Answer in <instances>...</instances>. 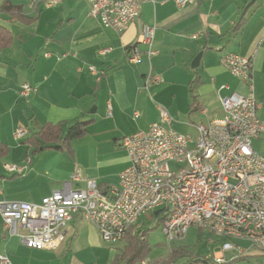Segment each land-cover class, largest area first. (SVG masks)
Wrapping results in <instances>:
<instances>
[{"label":"crops","instance_id":"1","mask_svg":"<svg viewBox=\"0 0 264 264\" xmlns=\"http://www.w3.org/2000/svg\"><path fill=\"white\" fill-rule=\"evenodd\" d=\"M146 25L153 28L151 45L142 40ZM0 26L12 34L11 43L0 48V202L40 203L56 190L85 188L88 179L104 191L119 184L130 164L122 137L160 123L161 107L172 115V128L195 138L198 124L223 116L222 96L250 93V82L222 64L228 53H256L252 81L264 119V0H192L184 6L177 0L146 2L123 32L91 16L87 0L52 5L0 0ZM133 45L141 51L137 62L129 59ZM150 74L160 76V82L148 87ZM25 83L33 88L28 96L21 93ZM80 121H87L85 132L70 145L48 147L42 140L39 148L34 137L46 124L59 125L64 136ZM22 129L26 134L17 137ZM6 163L20 166L21 172L7 171ZM76 171L81 180L72 179ZM148 214L161 227L157 215ZM140 223L135 230L150 229V238L151 228ZM65 233L57 248H32L7 231L0 213V255L7 258L0 264H126L128 239L105 241L81 214ZM258 255L264 253L252 249L242 257ZM225 257V264L242 258L234 251ZM186 262L146 256L136 264Z\"/></svg>","mask_w":264,"mask_h":264},{"label":"built area","instance_id":"2","mask_svg":"<svg viewBox=\"0 0 264 264\" xmlns=\"http://www.w3.org/2000/svg\"><path fill=\"white\" fill-rule=\"evenodd\" d=\"M42 1L52 5L60 0H33V4ZM87 1L90 15L118 32L140 16L142 4L155 2ZM191 1L177 0L181 6ZM152 38L153 28L146 25L142 40L151 45ZM148 53L155 52L150 48ZM140 58V49L131 46L130 61ZM255 58V52L222 56V64L233 75L250 82V93L234 91L222 96L223 116L198 124L195 138L172 128V115L161 107L160 123L122 137L130 164L121 171L119 184L104 191L97 181L88 179L85 188L56 190L40 203L1 201L4 227L29 247L57 248L76 214L94 224L105 241L116 242L126 237L142 215L153 212L170 245L192 225L221 237L219 251L211 258L213 264H225L229 251L238 257L252 249L264 253V152L259 149L264 147V119L258 115L261 104L252 81ZM159 82L158 75L146 79L148 87ZM32 90L25 83L21 93L28 96ZM25 134L26 130H19L17 137ZM172 162L185 166L172 167ZM5 168L12 173L22 170L11 163ZM72 179L81 180V173L76 171ZM0 259L7 261L3 255Z\"/></svg>","mask_w":264,"mask_h":264},{"label":"rangeland","instance_id":"3","mask_svg":"<svg viewBox=\"0 0 264 264\" xmlns=\"http://www.w3.org/2000/svg\"><path fill=\"white\" fill-rule=\"evenodd\" d=\"M259 149L261 152H264V147H261ZM179 166L184 167L185 163L176 164L175 162H172V167ZM140 221L142 222L140 223L141 225L139 224L141 227L151 228L150 238L147 236L150 242V250L147 255L149 259L172 260L169 258V255H171L172 247L179 251L177 253L176 260H189L193 256L197 255H209L211 258H213V255L219 251V247L221 245V242L223 241L221 237L211 234L210 231L200 229L197 225H192L186 235L180 240L175 241L170 247V245H168L165 241V236L161 230V227H156V218L151 217L150 214H145L141 216ZM135 227H137V229H140V227H138V224ZM211 240L212 242H210ZM181 249H183L185 254L183 252L181 253ZM237 260L238 261L236 262H239L237 264H250L247 260H264V255L246 256ZM240 261L245 262L241 263ZM251 264H254V262H252Z\"/></svg>","mask_w":264,"mask_h":264},{"label":"trees","instance_id":"4","mask_svg":"<svg viewBox=\"0 0 264 264\" xmlns=\"http://www.w3.org/2000/svg\"><path fill=\"white\" fill-rule=\"evenodd\" d=\"M244 22V16L240 18L238 21L236 28L239 27ZM12 41V34L6 28L0 26V48L9 45ZM195 105V104H194ZM87 125V121H80L74 124L67 133L62 136V130L59 125L55 124H46L44 128L38 133L34 138H37L40 142L39 148L43 147L41 145V141L45 140L48 147L61 148L71 144L72 139L80 137L85 132V127ZM51 142H56L55 144H51ZM160 222V221H158ZM159 225V224H158ZM157 225V226H158ZM150 229L146 230H135V227L130 228L128 231L126 238L129 241V245L124 252V256L126 259V264H136L142 258L146 257L150 250V245L148 241V232ZM181 253L183 249L180 250ZM179 251L177 249H173L171 251V255H169L170 259L176 260L177 253ZM185 254V253H184ZM187 264H213L211 258L205 256H193L191 259L187 260Z\"/></svg>","mask_w":264,"mask_h":264},{"label":"water","instance_id":"5","mask_svg":"<svg viewBox=\"0 0 264 264\" xmlns=\"http://www.w3.org/2000/svg\"><path fill=\"white\" fill-rule=\"evenodd\" d=\"M200 59H201V54L195 58V60L192 63V66L193 67L198 66L200 63Z\"/></svg>","mask_w":264,"mask_h":264}]
</instances>
